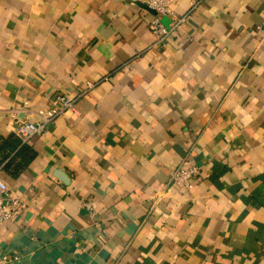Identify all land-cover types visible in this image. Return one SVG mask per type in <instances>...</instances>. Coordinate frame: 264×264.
<instances>
[{
    "label": "crops",
    "instance_id": "0c3cea01",
    "mask_svg": "<svg viewBox=\"0 0 264 264\" xmlns=\"http://www.w3.org/2000/svg\"><path fill=\"white\" fill-rule=\"evenodd\" d=\"M141 5L0 0L6 264H264V0H171L161 48ZM58 94L74 111L22 142Z\"/></svg>",
    "mask_w": 264,
    "mask_h": 264
},
{
    "label": "built area",
    "instance_id": "2783aa9c",
    "mask_svg": "<svg viewBox=\"0 0 264 264\" xmlns=\"http://www.w3.org/2000/svg\"><path fill=\"white\" fill-rule=\"evenodd\" d=\"M143 5L153 11V16L147 20V28L154 37L152 47H164L168 38L175 31L187 23L189 13L181 17H176L171 10V0H141ZM192 11V9L190 10ZM160 17H168L170 22L168 26L161 23ZM92 85L87 84V90ZM76 98L66 97L58 94L53 97L51 105L48 108L36 112V121H21L16 126V134L22 142L31 137L41 134L46 130L49 124L67 111H74ZM2 165H0V227L7 222L12 221L23 209L25 203L20 197L12 195L2 177ZM202 171L196 166L188 168H177L170 173V182L179 184L186 190L193 187V182L198 179ZM83 208L90 210L89 205L82 204ZM21 255L13 252L0 256V263L20 262Z\"/></svg>",
    "mask_w": 264,
    "mask_h": 264
},
{
    "label": "water",
    "instance_id": "95a60500",
    "mask_svg": "<svg viewBox=\"0 0 264 264\" xmlns=\"http://www.w3.org/2000/svg\"><path fill=\"white\" fill-rule=\"evenodd\" d=\"M142 6V8L143 9H146V10H148V11H150V12H152L151 10H149L145 5H141ZM153 13V12H152Z\"/></svg>",
    "mask_w": 264,
    "mask_h": 264
}]
</instances>
